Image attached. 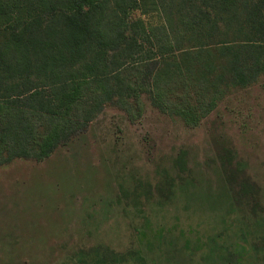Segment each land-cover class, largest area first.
Masks as SVG:
<instances>
[{"label": "rangeland", "instance_id": "1", "mask_svg": "<svg viewBox=\"0 0 264 264\" xmlns=\"http://www.w3.org/2000/svg\"><path fill=\"white\" fill-rule=\"evenodd\" d=\"M257 3L237 0L200 34L182 0H138L131 20L143 32L182 36L157 83L172 103L216 96L215 109L193 126L146 95L109 103L49 158L0 167V264H264V78L234 86L225 56L230 44L234 54L264 44L251 30ZM8 64L4 83L18 84Z\"/></svg>", "mask_w": 264, "mask_h": 264}, {"label": "trees", "instance_id": "2", "mask_svg": "<svg viewBox=\"0 0 264 264\" xmlns=\"http://www.w3.org/2000/svg\"><path fill=\"white\" fill-rule=\"evenodd\" d=\"M195 8L190 30L207 34L212 16L231 14L237 0H182ZM138 0H0V26L9 34L0 52L8 63L7 85L0 74V167L16 159L44 160L69 143L106 104L127 107L142 96L156 109L198 125L216 105L172 103L173 91L157 83L161 62L181 52L182 36L171 38L159 29L142 31L131 20ZM261 20L251 30L264 36V0H258ZM25 16V18L23 17ZM155 47L144 50L143 43ZM225 48L229 80L249 87L264 78V44ZM148 57L137 61L138 57ZM10 57V60L8 58ZM8 59L6 62L4 59ZM7 79V78H6Z\"/></svg>", "mask_w": 264, "mask_h": 264}]
</instances>
